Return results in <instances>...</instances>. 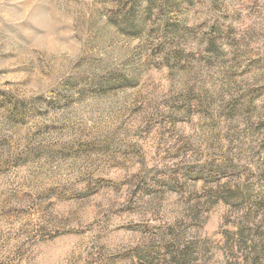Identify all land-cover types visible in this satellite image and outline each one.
<instances>
[{"label":"rangeland","instance_id":"rangeland-1","mask_svg":"<svg viewBox=\"0 0 264 264\" xmlns=\"http://www.w3.org/2000/svg\"><path fill=\"white\" fill-rule=\"evenodd\" d=\"M0 264H264V0H0Z\"/></svg>","mask_w":264,"mask_h":264}]
</instances>
